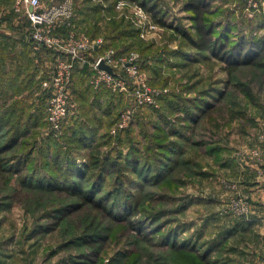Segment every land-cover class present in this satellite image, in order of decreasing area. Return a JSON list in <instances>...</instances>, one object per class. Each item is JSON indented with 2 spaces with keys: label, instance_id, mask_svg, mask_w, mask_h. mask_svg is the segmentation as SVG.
I'll return each instance as SVG.
<instances>
[{
  "label": "rangeland",
  "instance_id": "rangeland-1",
  "mask_svg": "<svg viewBox=\"0 0 264 264\" xmlns=\"http://www.w3.org/2000/svg\"><path fill=\"white\" fill-rule=\"evenodd\" d=\"M18 1L13 7L26 15ZM41 1L44 6L69 1L70 27L82 29L91 41H101L96 58L113 51L115 59L134 60L139 72L132 78L123 69L122 87L106 83L119 106L110 115L107 105L105 114L110 116L103 132L86 146L85 154L79 152L69 163L64 155L71 138L65 130L69 115L62 136L56 137L48 127V99L28 108L33 106L30 94L0 93V148L19 131L18 145L0 152V264H196L193 254L171 247L193 245L204 252L207 237L221 233L214 228L207 236L212 230L207 219L250 215L237 216L227 206L238 194L247 197L237 182L243 172L235 170L244 171L248 159L256 156L254 147L264 130V67H242L228 76L219 58L192 45L187 36L197 40L199 34L186 9L188 0ZM204 2L208 7L203 18L213 26L215 43L223 35L225 48L242 40L248 47L250 40L264 39V0L256 9L246 0ZM139 20L145 25L139 26ZM148 23L154 27L148 29ZM65 28L60 32L66 33ZM256 47L249 57L264 60L261 45ZM139 77L155 92L154 104L138 107L137 98L128 95L140 88ZM219 91L225 92L223 100L216 96ZM206 101L214 109L203 106ZM196 105L208 111L194 123L189 114L200 112ZM128 109L132 117L118 129ZM198 141L206 145L191 146ZM173 142L183 149L168 181L169 175L167 180L156 175L162 173L157 172L161 160L168 163L164 147ZM211 147L225 151L212 154ZM234 155L238 163L231 159ZM73 169L83 178L70 173ZM149 169L151 177L144 182ZM32 174L36 178L28 187L31 181L26 178ZM70 176L77 187L92 192L99 205L83 204L58 218L57 211L80 202ZM55 223L50 233L41 231Z\"/></svg>",
  "mask_w": 264,
  "mask_h": 264
},
{
  "label": "crops",
  "instance_id": "crops-1",
  "mask_svg": "<svg viewBox=\"0 0 264 264\" xmlns=\"http://www.w3.org/2000/svg\"><path fill=\"white\" fill-rule=\"evenodd\" d=\"M16 1L18 0H0V93L17 90L19 93H28L33 101V106L28 108H33L48 99L50 79L58 64L66 62L68 57L63 52L33 48L30 40V23L22 10L17 11L16 7H13ZM63 23L64 21H60L54 26L55 35L87 36L82 29L70 27L67 21L65 26ZM62 27H66V33L60 32H63ZM100 47L95 46L86 53L84 59L75 63L72 70L70 89L74 109L65 122V130L71 133V136L73 133L71 130L79 126H75V122L82 123L84 130L94 124L99 128L98 134L102 133L106 118L111 115L105 114L107 105L110 108L115 106L109 85L100 80V74L91 66L98 56ZM13 84H17V87L11 86ZM260 133L264 136L263 129ZM87 148L84 147L80 151L82 155L89 150ZM254 148L259 155L248 159L247 168H242L244 171L233 167L239 175L243 172L237 176L240 179L237 182L242 184L243 189L239 187L240 185L237 186L247 194L251 205L250 215L242 219L230 214L229 217H221L222 219L216 221L207 219L208 230L212 229L208 231L210 234L207 236L213 234L214 228L225 233L224 236H219L221 234L219 233L216 236L212 235L210 239L207 237V245L210 242H223L220 250H212L209 255L217 264H264V138L257 139V147ZM238 154L241 156V152ZM231 159L238 163L237 156L234 155Z\"/></svg>",
  "mask_w": 264,
  "mask_h": 264
},
{
  "label": "built area",
  "instance_id": "built-area-1",
  "mask_svg": "<svg viewBox=\"0 0 264 264\" xmlns=\"http://www.w3.org/2000/svg\"><path fill=\"white\" fill-rule=\"evenodd\" d=\"M259 2H261V0H246L248 7L255 9L258 8ZM18 3L25 8L26 16L31 24L30 40L33 42V48L35 50L46 48L52 51L63 52L68 57L66 62H60L58 64L50 79L49 89H51V93L50 96H48L46 106L49 130L53 132L54 136L59 137L62 136L63 123L73 107L70 84L74 65L78 61H82L85 57L84 55L90 52L95 46H98L101 41H91L84 35L69 34L64 38L53 33V28L56 23L67 21L72 17L69 1H65L62 6H44L41 0H19ZM21 6H19V8ZM138 17L142 18L143 15L140 14ZM137 24L139 26L145 25L141 20H139ZM146 26H148V29L154 27L150 23ZM101 60L112 67L113 75L99 69ZM91 66L100 74V80L108 84L113 83L114 87H122L124 85V78L121 75L123 69L126 74L130 73L132 78L137 77L139 72L138 66L134 63V60L125 61L122 57L115 59L113 51H109L104 56L96 58ZM115 67L118 69V73L115 71ZM138 80L140 82L138 83L140 88L136 91L132 89V92L128 93V95H133L137 98L138 107L154 104L155 92L147 87V84L141 77H139ZM132 112L133 110L128 109V111L126 110L121 114L118 129H123L128 125L132 117ZM260 138L262 139L264 136L262 135ZM254 152L256 156L259 155L257 151ZM227 208L229 212L231 211L241 217H245L250 213L247 197H241L240 194H238L236 198L230 200Z\"/></svg>",
  "mask_w": 264,
  "mask_h": 264
},
{
  "label": "trees",
  "instance_id": "trees-1",
  "mask_svg": "<svg viewBox=\"0 0 264 264\" xmlns=\"http://www.w3.org/2000/svg\"><path fill=\"white\" fill-rule=\"evenodd\" d=\"M206 5L207 4L204 2V0H188L186 2V9L190 10L192 12L193 20L196 23L197 31L199 34L197 40H192L185 33H183L184 36L185 35L187 36L186 39H188L189 42L192 45H194L198 50L208 51L214 57L219 58V60L225 64V68H226L225 70H226L228 76H231L233 73H235L236 71H238L242 67H246V66L264 67V60L256 59L255 57H249L250 53L253 50H255V51L257 50V47H256L257 43H259V45H261L260 48L264 50V39L250 40L249 41L250 44L247 45L248 47H245V45H246L245 41L242 40V41H238V43H235V44L229 46L228 48H225V47H227V46H225V40L227 39V36L223 35V36H220L218 41L215 43V41L217 39L212 38V36H214L213 26H211L210 24L208 25L206 23L205 19L203 18L204 14H207L206 8L208 6H206ZM155 20L158 23L162 24V22L157 20L156 18H155ZM206 24L208 26H205ZM218 43H219V45H217ZM216 96H219V98L221 96V100H223V98L225 96V92L219 91L218 95H216ZM211 98L215 99V97L213 95H211ZM114 105H116V106L111 107L108 114H110V113L113 114L115 112V109H117V107L119 106V100L114 102ZM197 105H199V104H197ZM203 106H207L208 109H210V110L214 109V107H212L213 103H211V102L209 103L208 101H206V103L203 104ZM197 109L200 110L199 113L190 112V114H189L191 117L190 120L194 123L198 122V118L206 115V113L208 111L207 109L205 110L204 107H199V106H197ZM9 113H11L10 110H9ZM0 116L4 117V114H1ZM6 116L9 117V114L6 113L5 117ZM115 117H116V115H115ZM81 124L82 123L75 122V126L76 125H79V126L77 129L74 126L75 128L71 130L73 132L71 138H68L66 140L67 141V147H66V149H64L65 150L64 155H65V160L67 163H69L73 158H78V156L80 155L79 152L84 147L90 145L92 143V141L95 140L96 136L98 135V129L99 128L97 126H95L94 124H92L90 127H88L87 130H84V128ZM17 141H19V131H15V133H13V135L10 137V140L6 144V146H3L2 148H0V152L12 150L14 147H16L18 145ZM203 145H206V143L205 142L203 143L202 141H200V142L198 141V142L193 143V144L191 142V146L202 147ZM164 148L167 151H169V155L166 156V158L168 159V163L166 160H165V162L163 160H161L162 162L159 160V163L160 162L161 163L158 165V168H157L158 171L157 172L162 171V173L160 174V172H159V174H157L156 176H159L160 179L166 178V180H167L168 179L167 175H169L168 173L171 171V169H173L172 165L176 164V162L178 161L177 155L178 156L180 155L179 153L181 152L183 147H181V143L173 142L172 146H168V147H164ZM221 150L225 151V149L223 147L222 148H219V147H211L210 148V152L212 154L213 153H215V154L220 153ZM70 153L73 154V156H70ZM163 154H165V153H163ZM185 154H186V152H184V154L180 158H183L185 156ZM172 155L174 157H172ZM19 163L21 164V159L17 158V164H19ZM69 167H71V166H69ZM195 167H197V166H195ZM198 170H199V173H201L203 175L206 174L205 172H202L200 170V167H198ZM70 173H74L73 175L76 177L83 178V176H84L81 174V172H79V171L77 172L75 169H73V172H70ZM150 174H152L151 169H149V171H148L147 179L145 177H142V178H144L143 179L144 182L149 181V178L151 177ZM170 177L171 176L169 175V178ZM35 178H36V175H34V174H32L26 178V179H29L31 181L28 184V187H30L34 184L33 182H34ZM69 178L71 181H74V183H73L74 186L72 187V192H73V194H75L79 197L80 202H78V204L73 205L71 207V209L68 211H64V210L57 211L58 218H62V215L65 214L66 212H71L73 210H77L79 208V206H82L83 204H91L92 203L94 206L99 205V204H97L98 202H96V200L94 199L92 192L77 187L76 185H78V183H75L76 179H73L72 176H70ZM26 179H24V180H26ZM170 180H171V178L168 181H170ZM176 181H179V180H176ZM57 186H60V185H56L55 187L57 188ZM57 226H58V223H55L54 225L52 224V225L42 226L41 231H43L45 233H50L55 228H57ZM224 234L225 233H221L219 236H224ZM222 243L223 242H221V243L220 242L219 243L218 242L217 243H215V242L211 243L210 242L209 245L202 247V248H205V251L201 252V253L199 251H197L193 245L190 247H186L183 244H178V245L174 244L171 247V250L174 252H183V253L189 252V253L193 254V256L195 257L196 264H197V262H199L200 264H217L216 261H212L209 258V255H210L212 250H217V249L220 250V248L223 246ZM97 251L99 252V250H97Z\"/></svg>",
  "mask_w": 264,
  "mask_h": 264
},
{
  "label": "water",
  "instance_id": "water-1",
  "mask_svg": "<svg viewBox=\"0 0 264 264\" xmlns=\"http://www.w3.org/2000/svg\"><path fill=\"white\" fill-rule=\"evenodd\" d=\"M99 69L108 72L109 74L113 75V69L109 65H107L103 60L99 63Z\"/></svg>",
  "mask_w": 264,
  "mask_h": 264
}]
</instances>
